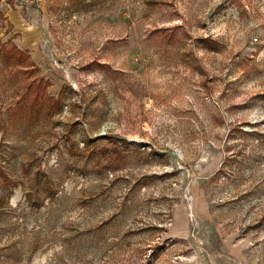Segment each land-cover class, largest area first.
Wrapping results in <instances>:
<instances>
[{
	"label": "rangeland",
	"instance_id": "1",
	"mask_svg": "<svg viewBox=\"0 0 264 264\" xmlns=\"http://www.w3.org/2000/svg\"><path fill=\"white\" fill-rule=\"evenodd\" d=\"M210 262L264 264V0H0V264Z\"/></svg>",
	"mask_w": 264,
	"mask_h": 264
},
{
	"label": "trees",
	"instance_id": "2",
	"mask_svg": "<svg viewBox=\"0 0 264 264\" xmlns=\"http://www.w3.org/2000/svg\"><path fill=\"white\" fill-rule=\"evenodd\" d=\"M10 43L12 44V41H10ZM12 46H13V50L15 51V54H19V55H21V56H26L27 57V59L29 58V65L30 66H33V67H35V68H38L37 67V65H36V63L31 59V55L29 54V52L28 51H23V50H21L19 47H17V45H15V44H12ZM7 53H8V51H7ZM42 82H47L46 84H50L49 83V81L46 79V78H44V77H41V79H40Z\"/></svg>",
	"mask_w": 264,
	"mask_h": 264
},
{
	"label": "water",
	"instance_id": "3",
	"mask_svg": "<svg viewBox=\"0 0 264 264\" xmlns=\"http://www.w3.org/2000/svg\"><path fill=\"white\" fill-rule=\"evenodd\" d=\"M209 264H213L212 262H210Z\"/></svg>",
	"mask_w": 264,
	"mask_h": 264
}]
</instances>
